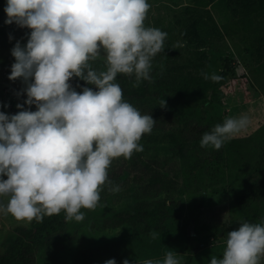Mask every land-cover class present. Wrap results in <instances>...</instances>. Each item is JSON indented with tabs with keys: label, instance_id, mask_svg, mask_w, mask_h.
<instances>
[{
	"label": "clouds",
	"instance_id": "clouds-1",
	"mask_svg": "<svg viewBox=\"0 0 264 264\" xmlns=\"http://www.w3.org/2000/svg\"><path fill=\"white\" fill-rule=\"evenodd\" d=\"M149 9L148 0H5L4 23L30 31L25 44L18 40L11 49L8 76L26 85V99L16 114L0 112V198L7 197L0 214L42 222L63 211L66 221H83L82 209L95 210L102 188L111 185L112 161L143 151L139 141L156 120L123 99L116 78L134 77V86L151 81L167 33L145 26ZM96 61L103 70L93 67ZM74 77L95 90L77 92ZM32 105L35 111L24 107ZM248 124L246 116L227 118L202 135L200 146L219 150ZM262 258L264 223L242 221L228 232L222 258L212 256L210 264H261ZM156 264L181 262L168 252Z\"/></svg>",
	"mask_w": 264,
	"mask_h": 264
},
{
	"label": "rangeland",
	"instance_id": "rangeland-1",
	"mask_svg": "<svg viewBox=\"0 0 264 264\" xmlns=\"http://www.w3.org/2000/svg\"><path fill=\"white\" fill-rule=\"evenodd\" d=\"M196 1H201L197 7L204 5L205 9H210L209 11L218 26L227 25L230 19L228 12L223 8L217 9L210 6L206 0H148L150 9L144 22L145 26L158 28L166 32L167 37L164 41V52L157 54L152 60L151 81L141 82H146L152 87L161 79H165L168 84H171L173 80L169 78L186 69L196 74L197 66H200L201 62L194 55L193 48L181 38L177 23L181 16V10L185 6L194 5ZM4 7L5 0H0V112L14 115L19 111L16 108L17 103L23 105V100L26 99L22 91L26 85L20 79L15 81L8 79L11 65L15 62L11 56V49L18 40L22 45L25 44L30 30L19 28L14 23L6 25L4 23L6 19ZM242 35L241 31L238 35L230 34L220 40H209L204 47L206 58L202 65V77L213 82L215 79L212 77L218 76L224 58L230 60L229 69L234 74H229L224 80L219 81L213 93L208 94V102L203 106V111L193 114L189 119V125H197L200 128L199 134L193 133L191 130L186 134L179 131L177 127H184L186 130L187 126L176 115L172 121L175 128L166 123L163 129L172 135L171 138L165 137L163 132L156 137L144 134L139 141L143 146V151L133 152L131 156L155 155L157 158H173L176 166H179L181 160L184 161L188 171L187 177L191 183L189 188L186 190L182 188L180 178L179 189L171 195L160 194L156 197L143 195L139 185L131 179V158H116L108 169V179L111 181V185H105L102 188L97 208L95 210L82 209L85 214L83 221H67L63 231L59 235H55L45 249H39L36 252V264H48L47 262L50 260L45 253L48 248H51V245L52 248L56 247L53 245L54 243L61 244L62 250H64L67 243L73 240H85L90 246L86 250L67 252L66 254H62L64 251L59 252L61 256L57 264L76 263L82 260L79 258L85 252L93 253L96 250V248H92V245L97 243L93 235L100 226L102 227L113 220L125 219L126 215L135 209L152 206L162 209L160 215L162 223L157 231L142 233L134 230L132 223H123L117 227L115 232L120 241L132 240V244L126 245V248H129L133 262L142 261L141 259L144 258V260H152L153 264H156L157 261H163L166 253L172 252L182 263L186 257L188 239L192 243H202L191 264H210L212 256L218 259L222 258L225 241L228 232L231 231V192L229 190L231 172L225 166L224 144L219 150H216L211 147H201L200 141L205 132H210L215 125L222 124L227 118L240 116L248 118L249 124L246 130L235 137L250 135L264 124V74L251 72L250 69L254 65L251 58L253 35L248 38ZM9 36L12 37L11 40H9ZM93 67L103 70L104 64L102 61H96L93 62ZM116 82L119 85L125 82L135 84V78L118 74ZM160 84H162L161 91H166V84ZM200 90V94H196L194 98L197 101L207 94H204V89ZM17 93L20 95L18 96ZM4 104H7L8 107H3ZM151 104L154 102L152 101ZM131 105L137 108L141 114H148V110H150L149 104L142 108L134 103ZM155 105L158 104L155 103ZM33 106L24 107L33 111ZM165 106L166 108H164ZM164 107H162L163 111L171 109L174 113V109L167 103ZM151 133H155V131L152 130ZM185 135L190 139L186 140ZM258 138H264V135H260ZM193 139L196 141L195 143L192 142ZM113 186H119L120 191H111L110 188ZM0 202L6 203L7 197L0 198ZM205 204L223 207V211L214 213L213 217L216 219L214 221L216 224L212 223L215 226L214 230L199 225V213ZM15 226L29 227L30 222L17 221L10 215L0 214V253L3 252L2 242L5 236ZM198 228L205 232L200 233ZM215 242L222 244L211 247L210 244ZM124 248L121 246L118 253L123 255ZM125 256L127 257V254ZM52 258L57 260L53 256ZM261 264H264V258L261 259Z\"/></svg>",
	"mask_w": 264,
	"mask_h": 264
},
{
	"label": "trees",
	"instance_id": "trees-1",
	"mask_svg": "<svg viewBox=\"0 0 264 264\" xmlns=\"http://www.w3.org/2000/svg\"><path fill=\"white\" fill-rule=\"evenodd\" d=\"M206 1L217 9L223 8L228 12L230 19L227 25L218 26L210 9H205L204 5L197 7L201 1H196L194 5L185 6L181 10V16L177 20L180 36L193 48L194 55L201 62L200 66H197L196 74L186 69L170 77L169 79L173 80L171 84L161 79L152 87L146 82H140L139 86L126 82L119 85L123 92V99L130 104L134 103L140 108L149 104L148 115L151 114L156 120L152 129L155 133H150L151 137H156L163 132L165 137L171 138L172 135L163 129L166 123L174 127L172 121L176 115L187 126L186 130L184 127H177L179 131L186 134L191 130L199 134L200 128L197 125H189V119L193 114L203 111V106L208 102V94L213 93L216 84L229 74H234L229 69L230 60L224 58L218 79L210 82L201 76L202 65L206 58L204 47L209 40H220L230 34L238 35L241 31L242 36L246 38L253 35L251 58L254 65L250 70L254 74H264V0ZM70 82L77 92L85 86L95 90L94 86L86 85L84 81L75 77ZM160 83L166 84V91H161ZM200 89H204V94H207L197 101L194 98L201 91ZM163 100L174 109V113L171 109L163 111L160 107ZM152 101L154 104H151ZM35 110L33 106V111ZM260 135H264V124L248 136L234 137L224 143L225 166L231 172L229 185L231 231L236 230L242 221L264 223V138H258ZM184 138L190 139L186 135ZM192 142L196 141L193 139ZM261 144L263 147H260ZM131 160V179L139 185L143 195L151 197L160 194L171 195L179 189L180 178L184 190L191 185L187 177L186 163L182 160L179 166L175 165L173 158H157L155 155L148 157L136 155L131 157ZM161 212L162 209L156 206L138 208L127 214L125 219L113 220L104 224L102 228H116L123 223H132L134 230L151 233L161 226ZM64 215L62 211L59 215L45 216L42 222L33 220L29 227L15 226L2 242L3 252L0 253V264H36V252L39 249H45L52 238L59 235L65 228L67 221ZM137 227L140 229L137 230ZM188 241L186 257L181 264H191L202 245V243H192L190 239ZM112 244L119 248L126 247L132 244V240L116 241ZM141 260L139 264L147 262L144 258Z\"/></svg>",
	"mask_w": 264,
	"mask_h": 264
},
{
	"label": "crops",
	"instance_id": "crops-1",
	"mask_svg": "<svg viewBox=\"0 0 264 264\" xmlns=\"http://www.w3.org/2000/svg\"><path fill=\"white\" fill-rule=\"evenodd\" d=\"M240 137H243V136H240ZM221 210L223 211L222 206H217V205L212 206L209 204H205L203 207H201V212L199 213V217H198L199 225L200 226L203 225V227L206 226L207 228L210 227V229L212 228V230H214L215 226L212 224V223L216 224L214 222L216 219L213 217L214 213L216 211H217L216 213H218ZM207 214H210V216H207ZM99 229L93 235L95 238L94 240H96L97 243L93 244L92 248H96V250H94L93 253L91 251L85 252L79 258V260L80 259L82 260L77 261L76 263H72V264H105V261H107L108 259H113V258L116 260V264H122V261L125 260L127 257L130 258L128 259L129 264L141 263V261L133 262L132 256L129 253L130 251L129 248L128 249L126 247L124 248L125 252L122 253L123 255L118 253L120 248L112 244L116 241H120V239L116 237V233H115L117 230V227L116 228H102L100 226ZM198 229L200 233L205 232L201 230V228H198ZM221 244L222 243L215 242L213 244H210V246L211 247L214 245L219 246ZM53 245L56 247L52 248V245H51V248H48L45 253L47 258L50 260L49 262H47L48 264H57L61 256V253L59 252L64 251V253L62 254H66L67 252H78L81 250H86L90 247L85 240H81V239L73 240L67 243L66 247H64V250H62L63 246L61 244L54 243ZM126 254H127V257L125 256ZM52 256L54 258H57V260H53ZM145 261H149V260H145ZM143 264H146V262Z\"/></svg>",
	"mask_w": 264,
	"mask_h": 264
}]
</instances>
